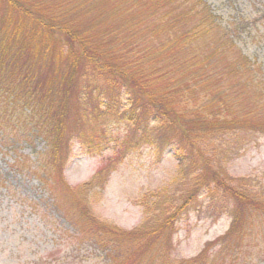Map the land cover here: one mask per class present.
I'll return each instance as SVG.
<instances>
[{
	"label": "trees",
	"instance_id": "trees-1",
	"mask_svg": "<svg viewBox=\"0 0 264 264\" xmlns=\"http://www.w3.org/2000/svg\"><path fill=\"white\" fill-rule=\"evenodd\" d=\"M27 1L3 0L0 12V152L8 157L0 187L20 197L12 180L34 182L70 230L106 253L107 264H264V178L227 171L264 134V64L236 50L249 25H223L208 0H109L111 15L100 10L91 22L79 4ZM255 4L247 18L262 25L264 6ZM121 7L131 12L124 25L115 17ZM112 118L125 126L107 137ZM87 121L99 126L86 137V125L73 123ZM76 145L91 156L113 148L120 162L143 147L170 151L179 167L139 199L144 219L125 230L91 206L90 191L114 167L67 183ZM204 191L216 216L228 213L231 223L197 255L175 260L179 223Z\"/></svg>",
	"mask_w": 264,
	"mask_h": 264
},
{
	"label": "rangeland",
	"instance_id": "rangeland-1",
	"mask_svg": "<svg viewBox=\"0 0 264 264\" xmlns=\"http://www.w3.org/2000/svg\"><path fill=\"white\" fill-rule=\"evenodd\" d=\"M18 1L14 0V6H26L23 0ZM25 1L27 5H30L27 0ZM48 1L65 9L71 3L79 4L78 14L82 11L81 17L87 19L88 22L100 15V10L101 17L104 14L110 16L111 11L114 10L111 9L108 13V10L113 6L109 0ZM208 2L222 19L223 25H231V21H240L241 19L246 26L249 25L243 34L238 33L236 50H242L254 58L253 63L264 64V20L263 24L259 25L256 22L257 18H247L253 10L257 12L255 3L259 7H263L264 0H208ZM6 6V3L0 0V12L6 10ZM68 13L72 16L71 12ZM118 13L115 15L118 22L122 21V25L126 24V18L131 17V12H125L124 7H121ZM104 23L101 22V25ZM255 24L259 25V28ZM25 31L31 32V28H27ZM58 35L65 38L63 33ZM223 59V57H215L216 62L219 61V63ZM231 69L232 66L229 65L228 71L231 72ZM126 109L127 106L124 104L118 113L110 112L113 115H120L121 111ZM116 118H112L111 123L114 132L107 137H114L115 132L125 126L124 122H120ZM98 122L101 125L104 124L106 115L101 116ZM98 122L93 124L91 121H87L84 124L81 123L82 127L78 122L73 123V126L79 129L85 128L84 125H86L87 128L83 135L87 137L93 128L99 126ZM72 137H79V135L74 133ZM256 137L257 140L254 143L227 164V171L231 176L264 178V134ZM7 161L8 157L0 152V168L8 170ZM103 165L114 168L106 178L103 177V182L96 193L94 190L90 191L91 206L94 214L100 220L125 230L134 229L144 219V207L139 203V199L149 191L156 190L168 183L177 174L179 167L178 160L170 152L160 156L149 147L129 153L120 162L116 159L113 148L91 156L76 145L71 152L65 179L71 187L80 185L92 179ZM12 182L16 186V191L21 192L22 196H12L6 192L5 188L0 187V264L109 263L106 253L94 247L95 242L86 240L70 230L47 201L46 194H42L40 190L33 187L34 182L23 181L19 177L13 179ZM206 192L204 191L200 196L199 204L186 213L179 223V229L174 235L172 251V257L175 260L195 256L208 242L224 234L231 223L228 213L216 216L210 207V197L206 195ZM23 195L29 198H25ZM30 197L34 203L29 200ZM31 203L37 205L35 211L31 208Z\"/></svg>",
	"mask_w": 264,
	"mask_h": 264
}]
</instances>
